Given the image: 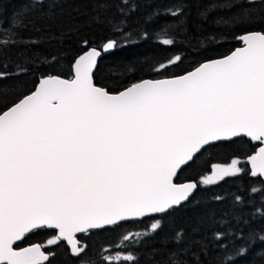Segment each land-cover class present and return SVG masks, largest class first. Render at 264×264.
<instances>
[{
	"label": "snow or ice",
	"instance_id": "snow-or-ice-1",
	"mask_svg": "<svg viewBox=\"0 0 264 264\" xmlns=\"http://www.w3.org/2000/svg\"><path fill=\"white\" fill-rule=\"evenodd\" d=\"M240 39L243 47L183 77L115 95L92 82L93 49L75 79L49 77L0 113V264H43L39 246L14 248L37 230L58 229L72 241L76 232L180 205L197 185L173 177L216 141H259L253 174L264 175V30ZM236 165L218 177L239 173Z\"/></svg>",
	"mask_w": 264,
	"mask_h": 264
},
{
	"label": "trees",
	"instance_id": "trees-1",
	"mask_svg": "<svg viewBox=\"0 0 264 264\" xmlns=\"http://www.w3.org/2000/svg\"><path fill=\"white\" fill-rule=\"evenodd\" d=\"M262 30L260 0H0V113L41 78L69 79L75 58L109 41L93 83L114 94L225 57ZM257 148L245 138L208 148L177 174L175 183L197 184L185 204L80 235L77 256L57 242L44 250L47 264H264V182L244 162ZM234 160L238 174L205 183L211 166ZM54 237L37 230L14 248Z\"/></svg>",
	"mask_w": 264,
	"mask_h": 264
},
{
	"label": "water",
	"instance_id": "water-1",
	"mask_svg": "<svg viewBox=\"0 0 264 264\" xmlns=\"http://www.w3.org/2000/svg\"><path fill=\"white\" fill-rule=\"evenodd\" d=\"M242 36H243V35H242ZM242 36H241V37H242ZM237 43H239L240 46H239L238 48H236L234 51H236L237 49H239V48H241V47L244 46L243 43H242V41H241V39H240V37L237 39ZM106 44H107V43H106ZM106 44H104V46H105ZM104 46H102L99 50L95 49L97 52L100 53V55L97 56V57H95L96 64H95V67L92 69V73H91V76H92V82H93V74H94V72H95V70H96V66H97V62H98V60H99L102 56L108 55L110 52L113 51V48H112V49H109V50H105V47H104ZM83 48H84V47H83ZM92 50H93V49H88V50H86L85 52H83L82 54H80L77 58H75V60L72 62L71 67H70L71 77H70L69 79H62V78H59V77H56V76H49V77H56V78H59V79H61V80H73V79H75L77 62L80 60L81 57H86V56L88 55V53L91 52ZM234 51H232V52H231L230 54H228L227 56L231 55ZM227 56H225V57H227ZM225 57L218 58V59H214V60H210V61L220 60V59H223V58H225ZM210 61H207V62H210ZM205 63H206V62H205ZM203 64H204V63H203ZM201 65H202V64H201ZM201 65H198V66H196L194 69H192L191 71L186 72V73H184V74H182V75H179V76H175V77H171V78L155 79V80H147V79H145V80H141V81H139V82H136V83H134V84H138V83H141V82H144V81L170 80V79H175V78L183 77V76H185V75H187V74H189V73L195 71V70H196L197 68H199ZM49 77H44V78L39 79V80L37 81L36 85L34 86L33 90H32L29 94H27V95H25L24 97H22L20 100L24 99L25 97H27V96H29V95L34 94V93L39 89L40 84L42 83V81L45 80V79H47V78H49ZM134 84H132V85H134ZM132 85L126 87L125 89H123V90H121V91H119V92H117V93H114L113 95H115V94H119V93L123 92L124 90H126V89L129 88V87H131ZM20 100H18L16 103H18ZM14 104H15V103H14ZM14 104H13V105H14ZM13 105H12V106H13ZM12 106H10V107H12ZM10 107H9V108H10ZM9 108H7L6 110H4L3 112L7 111ZM243 138L247 139V140L250 141L251 143H253V144H255V145L258 146V148L256 149L255 153H253L252 155L246 157L245 160H244V161H245V164H246L247 167H248L249 177L252 178V179H260L262 182H264V175H260V174H258V173L255 174V175L253 174L254 172H256V169L254 168V166H253V162H252V160H251V157H252V156L258 154V152H259V148H260L262 145L260 144L259 141H252V140H251L250 138H248V137H243ZM235 139H238V138H232V140H225V141H216V142H214V144L216 145V144H219V143L231 142V141H233V140H235ZM184 167H186V166H181V168L177 170V174H178V173H179ZM177 174L173 177V183H175V179H176V177H177ZM175 184H177V185H183V184H196V182H185V183H181V184H178V183H175ZM196 185H197V184H196ZM196 189H197V187H196L195 189H193L192 193H191L190 196H189V199H190L191 196L194 194V192L196 191ZM189 199H188V200H189ZM188 200H187V201H188ZM187 201H182L180 205L173 206L172 209H177V208L180 207L181 205L185 204ZM169 210H171V209H167V210H166L165 212H163V213H145L143 216H130V217L125 218L124 220L117 221L116 224H112V225H103V226H101V227H99V228H92V229H87V230H85V231L76 232V233H74V235H73L72 241H69V240H68L67 238H65V237H60V236H59V230H58V229H45V230H46V231L53 232V233H54V236H55V238H56V240H57L58 242H60V243H63L69 252H71L72 254H74V255L77 256V255H79V252L77 253V252L74 251V246H75V248H78V246H79V243H78V241L76 240V238H77L78 236L83 235V234H86V233H88V232H90V231H96V230H102V229H106V228H111V227H113V226H115V225H117V224H122V223H127V222H133V221H140V220L145 219V218L157 217V216H160V215H162V214L167 213ZM26 235H27V234H26ZM21 240H22V239H21ZM21 240H20V241H16V242L14 243V247H15L17 244H19V243L21 242ZM32 246H39V245H37V244H33V245L25 246V247H22V248H19V249H16V250H21V249L28 248V247H32ZM39 248H40V251L43 252V249H42L40 246H39ZM43 253H44V252H43ZM44 254H45V256L47 257V259L43 261V264H47L48 259H49V255H48L47 253H44Z\"/></svg>",
	"mask_w": 264,
	"mask_h": 264
},
{
	"label": "rangeland",
	"instance_id": "rangeland-1",
	"mask_svg": "<svg viewBox=\"0 0 264 264\" xmlns=\"http://www.w3.org/2000/svg\"><path fill=\"white\" fill-rule=\"evenodd\" d=\"M232 162H230L228 164H225V165L219 164V165H213V166H211L209 173L205 177V181L208 180L209 178H211L212 182L211 183H207V184H210L211 185V184H215L218 181H220L221 179L217 175V173L219 172V169L231 167ZM236 166L239 168V162L238 161H237V165ZM113 259H115V258H113Z\"/></svg>",
	"mask_w": 264,
	"mask_h": 264
},
{
	"label": "flooded vegetation",
	"instance_id": "flooded-vegetation-1",
	"mask_svg": "<svg viewBox=\"0 0 264 264\" xmlns=\"http://www.w3.org/2000/svg\"><path fill=\"white\" fill-rule=\"evenodd\" d=\"M28 236V235H27ZM27 236H26V238H27ZM25 238V237H24ZM50 240H53V239H50ZM49 241V240H48ZM48 241L47 242H44L42 245H44L46 248H49V247H52L55 243H52V244H49L48 243ZM25 246H28V245H25Z\"/></svg>",
	"mask_w": 264,
	"mask_h": 264
}]
</instances>
